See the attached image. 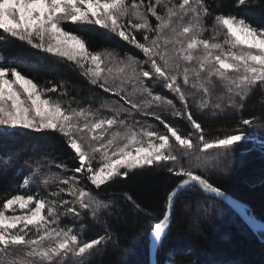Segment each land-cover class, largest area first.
I'll use <instances>...</instances> for the list:
<instances>
[{
	"label": "snow or ice",
	"instance_id": "obj_1",
	"mask_svg": "<svg viewBox=\"0 0 264 264\" xmlns=\"http://www.w3.org/2000/svg\"><path fill=\"white\" fill-rule=\"evenodd\" d=\"M249 5L235 0L237 8ZM68 22L98 25L143 58L89 50L86 38L65 30ZM0 30V40L14 37L74 62L90 85L119 98L98 106L64 99V82L36 81L25 72L33 65L0 55V138L23 130L58 133L78 163L69 168L61 161L51 171L39 160H24L28 171L20 188L42 186L43 192L23 191L0 202V264H90L116 244L110 220L126 205L153 220L152 243L159 248L182 194L201 197L194 209L191 202L183 205L197 222L227 199L211 173L230 170L237 147L253 139L246 128L264 125V118H241L234 129L209 136L193 108L213 115L239 111L254 89L264 90V25L243 13H216L207 0H0ZM161 110L185 120L191 131ZM149 117L163 128L147 123ZM160 168L175 183L158 217L128 192L110 194L135 170ZM86 217L103 225V234L85 239V226L76 222Z\"/></svg>",
	"mask_w": 264,
	"mask_h": 264
},
{
	"label": "trees",
	"instance_id": "obj_2",
	"mask_svg": "<svg viewBox=\"0 0 264 264\" xmlns=\"http://www.w3.org/2000/svg\"><path fill=\"white\" fill-rule=\"evenodd\" d=\"M207 2L216 13H243L254 25H264V0H250L247 9L243 6L237 8L235 0ZM208 23H212L211 17L208 18ZM65 30L86 38L89 50L108 48L121 55L142 57L140 51L126 41L97 25L68 22ZM0 55L16 59L25 65H33L31 71L25 68V72L36 81H50L53 84L64 82L68 90L64 99L75 97L79 102L87 100L89 95L98 99L106 95L103 90L90 85L74 63L56 60L17 38L9 36L0 40ZM193 112L209 136L218 135L222 130L234 129L241 118H264V90L254 89L246 99L245 107L239 111L229 110L213 115L211 111H199L194 107ZM162 114L182 131H191L185 120L171 117L168 112ZM147 121L155 127L163 128L159 121L150 118ZM246 131L253 139L242 142L237 147L229 171L216 170L211 173V179L223 191L248 204L255 216L264 221V125L257 123L246 128ZM72 157V150L58 133L23 130L18 135L0 138V202L6 196L23 191L43 192L42 186L20 188L28 171L23 163L25 159L39 160L41 165L44 163L43 159L55 164L63 161L69 168H73L78 163ZM174 183L175 178L163 168L135 170L130 178L114 184L109 191L116 197H121L124 192L130 193L138 203L158 217L164 209L166 194ZM198 199L201 197L195 194L184 193L180 196L170 231L158 250V264H264L263 231L254 233L239 215L219 200L216 202L217 211L214 215L194 221L193 213L184 211L183 205L191 202L194 209ZM70 219L65 218L64 223L70 222ZM76 223L77 226L81 223L85 226V239L103 234L104 226L95 224L90 217ZM110 224L119 247L110 243L91 258L90 264H149V236L153 220L142 214H133L130 205H126L119 218H111ZM173 250L176 254L170 259L169 254Z\"/></svg>",
	"mask_w": 264,
	"mask_h": 264
},
{
	"label": "water",
	"instance_id": "obj_3",
	"mask_svg": "<svg viewBox=\"0 0 264 264\" xmlns=\"http://www.w3.org/2000/svg\"><path fill=\"white\" fill-rule=\"evenodd\" d=\"M225 194H226L227 199L219 200V201H222L223 203L228 205L236 214H238L253 232L257 234L258 233L257 231L259 230L264 231V221L259 219L257 216H255L251 207L248 204L233 197L227 192H225ZM159 248L153 245L152 236L150 233V236H149V264H158L157 254H158Z\"/></svg>",
	"mask_w": 264,
	"mask_h": 264
},
{
	"label": "rangeland",
	"instance_id": "obj_4",
	"mask_svg": "<svg viewBox=\"0 0 264 264\" xmlns=\"http://www.w3.org/2000/svg\"><path fill=\"white\" fill-rule=\"evenodd\" d=\"M150 19L154 22V18L153 17H150ZM208 22V21H207ZM71 23V22H70ZM87 25H89V24H87ZM98 26V25H97ZM100 27V26H99ZM106 31H108V30H106ZM109 32V31H108ZM113 34V33H112ZM133 50H135V49H133ZM136 50H138V49H136ZM41 51V50H40ZM139 51V50H138ZM42 52V51H41ZM43 53V52H42ZM44 54H47V53H44ZM121 54V53H120ZM49 56H51L52 58H54V59H56V60H61V61H65L66 63L68 62V63H74V62H69V61H66L65 59H62V58H59V57H55V56H53V55H51V54H48ZM138 59H142L143 58V56L142 57H137ZM74 65V64H73ZM102 67H103V65H102ZM157 87H159V86H157ZM106 93V92H105ZM165 93H166V90H165ZM169 97H170V99H172L173 97L171 96V95H169ZM108 100L109 102H111V101H115V100H117V99H119L118 97H116V96H114L113 94H110V93H106V95L103 97V98H100V99H98V98H95V96H90L89 95V97L87 98V100H84V101H79V103L81 104V105H87L88 103H92L94 106H98L99 105V103H101L103 100ZM179 106V105H178ZM162 111V113H167L168 111L167 110H161ZM150 118V117H149ZM149 118H147V119H149ZM150 119H152V118H150ZM147 123H149L150 124V122L149 121H147ZM99 131V130H98ZM42 162H44V163H42L43 165H41L43 168H46V169H48V170H51V171H58V169L55 167V163H52L51 161H48L47 159L46 160H44L43 159V161ZM220 171V170H219ZM67 174H69V173H67ZM70 175V174H69ZM35 187V186H34ZM9 214H11V212H9ZM219 214V213H218ZM242 219V218H241ZM242 221L245 223V221L242 219ZM245 225L250 229V227L245 223ZM257 232H260V230L259 231H257ZM255 233V232H254Z\"/></svg>",
	"mask_w": 264,
	"mask_h": 264
},
{
	"label": "bare ground",
	"instance_id": "obj_5",
	"mask_svg": "<svg viewBox=\"0 0 264 264\" xmlns=\"http://www.w3.org/2000/svg\"><path fill=\"white\" fill-rule=\"evenodd\" d=\"M238 215V214H237ZM241 218V217H240ZM264 232V231H263Z\"/></svg>",
	"mask_w": 264,
	"mask_h": 264
}]
</instances>
